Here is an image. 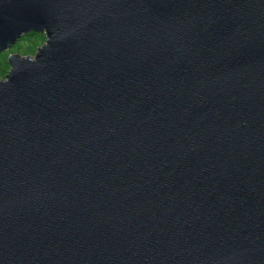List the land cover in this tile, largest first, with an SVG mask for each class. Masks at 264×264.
<instances>
[{"label":"water","instance_id":"95a60500","mask_svg":"<svg viewBox=\"0 0 264 264\" xmlns=\"http://www.w3.org/2000/svg\"><path fill=\"white\" fill-rule=\"evenodd\" d=\"M0 264H264V0H0Z\"/></svg>","mask_w":264,"mask_h":264},{"label":"rangeland","instance_id":"374dc122","mask_svg":"<svg viewBox=\"0 0 264 264\" xmlns=\"http://www.w3.org/2000/svg\"><path fill=\"white\" fill-rule=\"evenodd\" d=\"M47 40L45 33L31 32L25 34L20 38L8 51H3L0 53V72H4L7 68L6 62L9 63V57L13 54H19L21 56H30L34 54L37 49L43 46L44 41ZM37 52V51H36ZM32 57H35L33 55ZM4 78H0L3 80Z\"/></svg>","mask_w":264,"mask_h":264},{"label":"trees","instance_id":"16d2710c","mask_svg":"<svg viewBox=\"0 0 264 264\" xmlns=\"http://www.w3.org/2000/svg\"><path fill=\"white\" fill-rule=\"evenodd\" d=\"M45 42H46V41H44V43H45ZM36 51H38V49H37ZM36 51H35L34 54H31L30 56L35 55V54H36ZM6 64H7V68L4 70V72H2V73L0 72V78H4L3 80L6 79L7 74H8L9 71H10V64H9L8 62H6Z\"/></svg>","mask_w":264,"mask_h":264}]
</instances>
